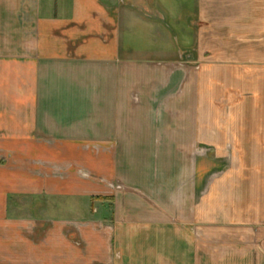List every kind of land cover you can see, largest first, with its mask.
<instances>
[{
  "label": "crops",
  "instance_id": "crops-1",
  "mask_svg": "<svg viewBox=\"0 0 264 264\" xmlns=\"http://www.w3.org/2000/svg\"><path fill=\"white\" fill-rule=\"evenodd\" d=\"M0 264H264V0H0Z\"/></svg>",
  "mask_w": 264,
  "mask_h": 264
},
{
  "label": "rangeland",
  "instance_id": "rangeland-1",
  "mask_svg": "<svg viewBox=\"0 0 264 264\" xmlns=\"http://www.w3.org/2000/svg\"><path fill=\"white\" fill-rule=\"evenodd\" d=\"M20 200H22V202L24 201V199H20ZM25 200H27V199H25ZM44 201H45V200H44ZM58 201H63V200L54 199V198H49V199H47L46 202H49L50 205H54V204H57ZM66 203H67V202H66ZM68 203H69V202H68ZM82 206H84V205H82ZM108 206H109V205H108L107 203L103 204V209H104L105 212H108V211H109ZM81 209H82V212H83V216H88V215L91 213V212H89V213L86 212V211H88V210H85V211H84V208H81ZM52 211H53V210H52ZM54 211H57V210H54ZM67 212H68V210H67ZM70 212H71V211H70ZM54 213H55V212H54ZM52 214H53V213H51V215H52ZM72 214H73V213H69V212H68V213H67V217H68V216H72ZM53 215L55 216V215H57V213H55V214H53Z\"/></svg>",
  "mask_w": 264,
  "mask_h": 264
}]
</instances>
